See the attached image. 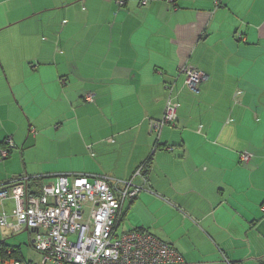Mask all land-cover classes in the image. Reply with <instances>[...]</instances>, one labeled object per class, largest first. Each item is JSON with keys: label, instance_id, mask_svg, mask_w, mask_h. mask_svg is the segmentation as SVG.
Returning a JSON list of instances; mask_svg holds the SVG:
<instances>
[{"label": "crops", "instance_id": "1", "mask_svg": "<svg viewBox=\"0 0 264 264\" xmlns=\"http://www.w3.org/2000/svg\"><path fill=\"white\" fill-rule=\"evenodd\" d=\"M185 67L205 76L197 93ZM170 97L177 122L154 131ZM0 124V187H120L148 160L116 231H147L180 264H264V0H0ZM26 146L57 157L12 171ZM14 206L0 200L7 222Z\"/></svg>", "mask_w": 264, "mask_h": 264}, {"label": "built area", "instance_id": "2", "mask_svg": "<svg viewBox=\"0 0 264 264\" xmlns=\"http://www.w3.org/2000/svg\"><path fill=\"white\" fill-rule=\"evenodd\" d=\"M175 6L176 0H164ZM123 6L125 0H115ZM142 5L146 1L141 2ZM185 84L197 92L205 79L198 70L181 69ZM90 102L92 96H87ZM177 104L170 97L164 115L152 126L158 131L163 125L173 124L177 119ZM0 149V160L9 155L11 141ZM171 150V149H170ZM247 163L250 156L242 154ZM142 167L121 188L113 186L102 177L57 175L51 184H43L38 193L31 194L25 179L15 180L0 187V200L14 201L13 222L0 216V224L15 232H31L32 249L39 255L34 264H180L178 252L148 232L132 230L118 234L116 229L126 202L141 191L133 181L140 177ZM70 236L74 239L70 240ZM0 264H27L8 254L0 253Z\"/></svg>", "mask_w": 264, "mask_h": 264}, {"label": "rangeland", "instance_id": "3", "mask_svg": "<svg viewBox=\"0 0 264 264\" xmlns=\"http://www.w3.org/2000/svg\"><path fill=\"white\" fill-rule=\"evenodd\" d=\"M12 50H15L14 48H11ZM6 124H4L5 126ZM2 126L0 124V141L3 139L2 138ZM58 141L57 139H50L49 142H56ZM23 144V143H22ZM21 144V145H22ZM21 147V146H18ZM20 151L16 150V153H18ZM38 155H41V148L40 147H28L26 146L25 148V157H23L22 155H19V161L16 162V160H14L11 164V168L12 171L14 170H20V171H24L23 170V162L25 161L26 158V165L31 168V167H35L33 170L34 171H40L43 169H46L49 167V160L57 157V155H53L52 157H38ZM34 162H33V160ZM241 160V158H240ZM1 162H3L4 160H0ZM46 161V163L44 162ZM23 175V174H22ZM51 178H45L42 180L43 183L50 181ZM121 221V220H120ZM3 227V226H1ZM5 228V227H4ZM8 238H6V243L8 244V246H11V248H18L19 251V256L22 257L23 259H25L26 261H32L34 263L38 262L39 259V255H37L30 247V241L32 238V235L29 234V232L27 231H23V232H17V233H13L11 229H8ZM120 231L122 232L123 230H121V228H118L117 233L121 234ZM70 240L74 239V236H70L69 238ZM1 253V252H0ZM4 255V254H3Z\"/></svg>", "mask_w": 264, "mask_h": 264}, {"label": "trees", "instance_id": "4", "mask_svg": "<svg viewBox=\"0 0 264 264\" xmlns=\"http://www.w3.org/2000/svg\"><path fill=\"white\" fill-rule=\"evenodd\" d=\"M186 85V84H185ZM189 89V88H188ZM190 90V89H189ZM191 91V90H190ZM192 92V91H191ZM197 92H198V90H197ZM197 92H193V93H197ZM174 100V102L177 104V110H178V108H179V103H178V101L176 100V99H173ZM177 110H176V115H177ZM164 115V114H163ZM163 117V116H162ZM177 118H178V116H177ZM176 122H177V119L175 120V122L173 123V124H168V126H174L175 124H176ZM166 147V146H165ZM165 147H163L162 148V146L161 147H158V148H162V149H166V150H172V147H169V148H165ZM148 164H149V161L148 160H146V162H144V163H142L141 164V166L140 167H142V172H141V175H142V177H144L145 179H146V177H147V168H148ZM139 167V168H140ZM138 169V168H137ZM136 172V171H135ZM134 172V173H135ZM49 178V177H48ZM50 178H52V177H50ZM44 179V177H40V178H33L32 180H28L27 181V187H28V190H29V192L31 193V194H34V193H38V190H40L41 188H42V186H43V184H42V180ZM18 180V179H17ZM128 181V180H127ZM126 182V181H125ZM145 182V181H144ZM123 184H124V182H122V184H121V186L120 187H118L117 186V188H121L122 186H123ZM139 194V193H138ZM137 196V195H136ZM133 199H135V198H133ZM132 199V200H133ZM131 201V200H130ZM130 201H128V202H130ZM23 231H27V230H21V231H18V232H23ZM136 231H141V232H147V231H143V230H136ZM27 232H29V231H27ZM14 233H17V232H15L14 231ZM29 234H31V232H29ZM32 235V234H31ZM32 240H33V237L31 238V241H30V247H31V249H32ZM33 250V249H32ZM18 251H19V249L18 248H11V246H7L4 242H0V252L2 253V254H8V258H15V259H17V260H20V261H25L27 264H34V262H32V261H26L25 259H23L22 257H20L19 256V253H18ZM34 251V250H33Z\"/></svg>", "mask_w": 264, "mask_h": 264}, {"label": "bare ground", "instance_id": "5", "mask_svg": "<svg viewBox=\"0 0 264 264\" xmlns=\"http://www.w3.org/2000/svg\"><path fill=\"white\" fill-rule=\"evenodd\" d=\"M5 143H6V141H5ZM68 176V175H67ZM103 178V177H102Z\"/></svg>", "mask_w": 264, "mask_h": 264}]
</instances>
